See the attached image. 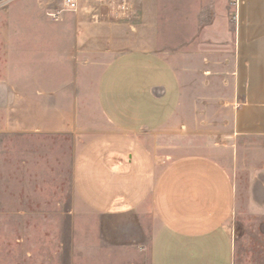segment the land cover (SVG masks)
I'll list each match as a JSON object with an SVG mask.
<instances>
[{
	"label": "crops",
	"instance_id": "1",
	"mask_svg": "<svg viewBox=\"0 0 264 264\" xmlns=\"http://www.w3.org/2000/svg\"><path fill=\"white\" fill-rule=\"evenodd\" d=\"M156 1L134 0L127 21L91 0L77 12L23 0L0 13V131L73 147L69 218L42 238L36 264H264V0H239L232 75L207 72L194 97L184 40L177 73L154 57ZM190 98L229 101L218 111L187 108ZM213 111L226 116L221 142L197 116ZM248 140L261 142L257 166Z\"/></svg>",
	"mask_w": 264,
	"mask_h": 264
},
{
	"label": "rangeland",
	"instance_id": "2",
	"mask_svg": "<svg viewBox=\"0 0 264 264\" xmlns=\"http://www.w3.org/2000/svg\"><path fill=\"white\" fill-rule=\"evenodd\" d=\"M22 1L3 3L0 0V13ZM91 1L98 7H105L120 21L129 20L134 9V0ZM63 2L64 0H59V7ZM238 3L239 0L155 2L154 13L157 15L155 20L159 25V34L154 57L162 60L161 54H165L170 71L177 73L178 46L181 47L184 40L187 84L198 87L192 89L190 96L201 95L198 91L201 76L207 72L218 76L220 81H225L227 76L232 75L234 68L230 65L236 56L233 55L234 35L230 27L238 25L235 14ZM211 58L218 61L214 67L207 65ZM195 62H203L207 66L194 67ZM156 69L155 66V85L151 93L155 110H161L169 104L164 101L166 88L161 82V73ZM228 101L224 98H190L187 100V108H192L197 103H200V107L210 106L212 103L211 106L219 111ZM197 116L212 126L211 134L214 140H224V114L213 111L212 114ZM197 116L187 114V122L195 123ZM71 142V138L64 135L0 131V264H36L33 255L37 249L39 256L40 248L44 245L42 238L46 236L48 240V236L55 233L57 220L69 218L66 208L69 207L71 197ZM247 142V146L252 144L253 148L249 156L254 161L252 165L257 166L260 155L254 149L261 145V142ZM246 182L254 186L258 180L253 177ZM58 204L61 207H57ZM236 229L240 235L241 228ZM27 253H30V257Z\"/></svg>",
	"mask_w": 264,
	"mask_h": 264
},
{
	"label": "built area",
	"instance_id": "3",
	"mask_svg": "<svg viewBox=\"0 0 264 264\" xmlns=\"http://www.w3.org/2000/svg\"><path fill=\"white\" fill-rule=\"evenodd\" d=\"M3 3L12 2L13 0H1ZM79 0H64L66 10L76 12L79 8Z\"/></svg>",
	"mask_w": 264,
	"mask_h": 264
}]
</instances>
